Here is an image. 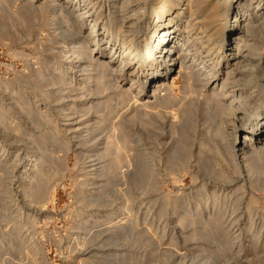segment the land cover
<instances>
[{"label":"rangeland","instance_id":"1","mask_svg":"<svg viewBox=\"0 0 264 264\" xmlns=\"http://www.w3.org/2000/svg\"><path fill=\"white\" fill-rule=\"evenodd\" d=\"M152 2L157 3V1L149 0L146 5L149 20H156V14L152 13L154 12ZM110 4L113 6L114 0ZM107 5L105 1L104 4L96 2V6L102 7L101 10L105 11L103 20L116 26L118 20L113 17L114 13L107 15L109 6ZM50 8H52L50 0H2L0 3V264H85L87 251H84L78 242V244L75 243L74 238L78 237L81 241L86 225L93 220L106 225V223L118 221L120 217L130 219L134 225L133 230L125 229L121 235H109L111 238L104 234L95 240L96 244L104 241L105 250L109 249L113 252L114 248L115 253L123 254L125 261L119 258L113 264H176L177 261L171 253L178 251L188 254L191 251L192 256L189 254V257H194L203 263L211 256L219 255L225 258L224 260L226 258L231 260L236 259L240 253L252 252L256 249L255 243L257 241L262 243L264 240V170L262 168L264 160L260 159L257 162L258 166H262L260 171L254 168L252 172H249V165L235 166L226 150L215 149L212 133L216 126L221 124V114H217L215 102L206 99L203 87V89L197 88L192 80L185 83L183 78L177 75L178 68L175 71L177 77L173 90L176 101L173 108H170L172 110H163L157 113L159 116L156 114L152 115L153 117L144 112L128 111L126 113L128 120L123 124H127L125 130H132L136 134L132 135L130 147H126L123 151L125 159L120 167L123 171L120 170L121 172L118 171L119 173L114 175L105 168V171L100 169L97 173L90 172V169L94 168L92 164L101 162L100 159L93 162V159H97L96 152L93 150L98 136L106 132L101 131V133L98 130L95 135H88V138H83L84 136L76 138L71 130L63 133L55 132L62 120L61 117L56 116L57 124L55 125L47 121L54 112L51 110L52 105L49 104L46 94L51 88L55 90L59 87L60 80L70 74L64 82V87H68L66 90L71 94L70 98L76 99L78 95L74 94L78 93L76 84L83 78L80 75L83 73L75 71L76 68L74 72L67 73V63L63 60L68 59L69 56L72 66H78L77 54L70 51L65 57L62 56L60 51L62 46L68 44L71 39L68 38V40L64 34L61 36L59 21L53 18ZM97 9H94L93 15ZM154 40L155 38L152 39ZM256 41L264 47V41H261L260 37H257ZM92 46L94 45L91 42L88 48ZM128 83L130 84L129 79H126L122 88L128 87ZM115 87L117 86L112 85L108 89L110 91H104L105 94L102 95L105 97L101 98L109 104L104 106L106 109L101 106L105 112L103 113L100 109L99 114L108 113L106 115H110V119L118 111L123 112L128 103L127 100L120 103L123 97L122 99L119 97L120 90ZM87 94V99L92 97L90 91ZM90 102L88 100L81 106V103L75 100L72 104L77 108L80 107L81 112V109L90 106ZM117 104L120 110L115 109ZM122 105H125L124 109ZM110 108L114 112L111 111L109 114ZM165 111L167 114L164 113ZM38 112H41L43 116ZM138 119H142L141 122ZM143 124H148L149 128L142 126ZM122 126L120 129H123ZM52 136L57 137L55 143L51 140ZM48 141L52 144L47 143ZM146 142H152L150 146L155 147V152L149 153L146 150ZM184 144L187 145L184 146ZM173 147L181 149L180 154L183 158H187V163L181 169L170 171L167 170L166 165L168 152ZM54 149L56 151L53 153ZM41 151L48 156L46 157ZM220 152L223 155H220ZM51 154L58 156H52L51 160L49 158ZM36 155L41 160H38V170L32 175L42 172L47 177V179L44 177L45 183H43L41 197L26 193L24 190L28 181L25 179L22 165L28 162L27 158L33 159ZM159 155L163 159H160ZM146 162L154 164V169L157 170V175L153 179L149 176L145 177L146 172L145 176L142 173ZM101 164L99 163L98 166ZM211 170H222L225 176L217 177ZM100 181L102 183H99ZM125 201L130 203V212L122 209L127 204ZM127 213L131 218L127 216ZM132 214H135L134 217ZM212 217L218 220H213ZM180 218H184L183 222H180ZM102 220L106 222L103 223ZM215 221L216 223H213ZM130 231L131 234L128 233ZM260 233L262 235L258 240ZM138 237L141 240H137ZM107 241L110 242L109 245ZM115 242L118 243L117 246H113L117 244ZM96 246L93 245L91 249ZM149 248H152L151 251ZM257 249L260 250V247ZM249 259L251 264H264L257 261L253 253ZM220 262L222 263L221 260Z\"/></svg>","mask_w":264,"mask_h":264},{"label":"bare ground","instance_id":"2","mask_svg":"<svg viewBox=\"0 0 264 264\" xmlns=\"http://www.w3.org/2000/svg\"><path fill=\"white\" fill-rule=\"evenodd\" d=\"M0 1L2 2V0ZM104 1L109 5L113 0H50L52 5V8H50L52 10L50 11L53 18L59 21V25H57L61 29V36L64 34L67 36V39H71L70 42L68 41V44L62 46L60 50L62 51L61 54L65 57L68 52L73 51V54L76 53V57L78 58L77 63H79V65H75L76 67L72 66L73 63H71L69 60V58L71 57L68 56V59L63 60L65 63H67V73L71 71L74 72V69L76 68L77 70L75 71L83 73L80 74L83 78L79 79L78 83L76 84V89L78 90V93H74L78 94L77 96L75 95L76 99L70 98L71 94H69V91L66 90L68 89V87H64V82L68 77H70V74L69 76L66 75L63 79L60 80L61 84H58L59 87H56L55 90H52L51 88L49 93L46 95L49 98V104L52 105L51 110L54 113H52L51 118H49V120L47 121L50 122H48L49 124H52L53 122L55 125L57 124L55 123L56 116H59V118L61 117L60 119L62 121H60V127L62 126L64 128H60L58 126L56 128L55 126V132L63 133L64 131L71 130L72 133L76 135V138H81V136H84L83 138H88L90 135L92 136V134L95 135L98 130H100V132H106L105 134L98 136L96 141L98 146L96 144L93 150L96 152L95 155L97 156V159L95 160L92 158L93 162H97V160L100 159L101 162L99 163L102 164L99 166V163L92 164L94 168L92 167V169H90V172L96 171L97 173V171H99L100 169H103L102 171H105V168L109 173H112L114 175V173H119L118 171L120 170L123 171L120 168L121 163L125 159V157L123 156V151L126 149V147H130V143L133 140L131 139L132 135L136 134L132 132V130H125L127 129V124H123H125V121L128 120V116L126 115V113L128 111H134L138 113L144 112V114L148 113L152 116L163 110L173 108L172 106H174V103L176 101V96L174 95L173 90L174 86L176 85L177 75L183 78L185 83L188 80H192L197 88L203 87L204 89H202L205 90L206 99H208V101L211 100L212 102H215L213 103L216 104V112L217 114H221V124H218L219 126H216L213 133L211 131L215 140V144H213L215 149L226 150L229 154V157L231 158V161L234 163L233 165L235 166L247 164L250 166L249 172H252L254 168L260 171L262 166H258L257 162L260 159L264 160V47L256 41V38L260 37V40L264 41V0H153L157 1V3L152 2V8H154V12L152 13L156 14V20H149L150 16L148 14L146 6L149 0H114L113 6L111 4V6L107 5L108 11H106V13H108L107 15L114 13L113 17L118 20V23L116 22V26L111 23L108 24V22L103 20L105 11L103 9L101 10L102 7L99 8L96 6V2H103L104 4ZM96 7L99 9H97ZM93 8L97 9L94 12L95 15L92 14L94 11ZM230 15H232V17H230ZM85 24H88V26H85ZM153 38H155L154 41H152ZM91 42L94 46H92V48H88L89 43ZM89 49L91 52L89 51ZM85 58H87V60H84ZM84 63L87 64L84 65ZM177 68V75H175V71L177 70ZM126 79H129L130 84L128 83V87L125 86V88H122V85L126 82ZM112 85L117 86L120 90L119 97H121V99L123 97V99L120 100V103H122V101L125 102L126 100V102L128 103L126 105V109L123 112L120 111L122 113L118 111L119 113L117 112V114L115 116H112L113 118L111 117L110 119V115H106L108 113L103 114L105 112L103 111V108H105L104 106L108 102L106 103V101L102 100L101 98L105 97L102 94H105L104 91L110 89ZM89 91L90 94H92V97H89L87 99L86 96L88 95L87 93ZM111 93L109 94L111 95ZM116 96L117 95L115 93V97ZM67 97L68 99H66ZM75 100L76 102H80L81 106L86 104L88 100L91 101V104L90 106L81 109L80 112V107L77 108V106H74L72 104V102H75ZM109 101L112 100L109 99ZM111 105L108 106L111 107ZM101 106H103V108H101ZM118 106L119 105L117 104L115 109L118 108V110H120ZM122 106V109H124L125 105ZM91 109H94L95 111L93 112ZM100 109L101 111H103L102 114H99ZM215 109L216 108H214V110ZM111 111L114 112L110 108L109 114ZM38 113L41 114V112ZM92 113L96 114L93 115ZM164 113L167 114L166 111ZM125 115L127 117H125ZM46 117L48 116L46 115ZM148 124H143L142 126H147V128H149ZM121 126L123 127V129H120ZM153 127H155V125ZM71 134L70 136H72ZM52 137L51 140L53 142L56 141L57 137ZM47 143H49V141ZM157 143H159V141ZM49 144H52V142ZM136 144H138V142ZM150 145H152V142L147 143L146 150L149 153L155 152V147ZM186 145L184 144V146ZM175 147H173V149L169 150L168 152L169 157H167L166 167L167 170L170 171L181 169V167L183 168L187 163V158H183L180 154L181 149H175ZM200 150H202V148ZM55 151L56 150L54 149L53 153ZM186 151L188 150L186 149ZM42 154H45V152L43 151ZM46 155L48 156L47 153L45 154V156ZM55 155L51 154L49 155V158L52 160V156ZM185 155L186 154H184V156ZM220 155L223 154H221L220 152ZM158 157L160 159H163L160 155ZM27 159L28 162L22 165V169L25 173V179L26 181H28V185L24 186V190H26V193H32V195L35 194L41 197L43 193V183H45V173L38 172V174L32 175L38 170V160L40 161L41 159H39V156L37 155L34 156L33 159L32 157L31 159ZM87 163L89 165V162ZM144 164L145 165L142 172L143 175L145 176L146 172L147 176L145 177L149 176L153 179L155 175H157V170L154 169V164L152 165L148 162ZM262 168L264 170V165ZM212 173L213 175H216L220 178H223L225 176L222 170H215L212 171ZM45 178L47 179V177ZM99 183L102 182L100 181ZM35 187L38 188L35 189ZM130 195H132V193ZM97 200L98 199H96V201ZM103 200L105 201L106 199L104 198ZM126 203L127 204L122 209L128 211L130 209V203ZM127 216L130 217L128 213ZM99 217H101V215H99ZM182 219L181 221H179L183 222ZM213 220L217 221L218 219L213 218ZM102 221L103 223L106 222L104 220ZM216 221L213 223H216ZM251 221L253 220L251 219ZM114 222H109L110 224L106 223V225H104L99 224L101 222L98 223L93 220L91 223L86 225V231L83 233L84 235L83 237H81V241L78 237L74 238V242H78L79 245H81V248L84 251H87V253H85V264H113L115 260L119 258V260H121V258L123 259V254L120 252L119 255L117 254V251V253H115L114 248L113 252H110L111 250H109L108 248V250H105L106 246L104 247L103 245L104 241H101L102 244L100 243V241L97 244L95 243V240H97L98 237L100 238L104 234H107L108 236L112 234L121 235L122 233H124L125 229L133 230L134 228V225L132 224V222H130V219L126 217H120L118 221L116 220V222ZM188 222L190 223V221ZM193 222L196 223L197 221L193 220ZM199 224L200 223H198V225ZM152 225L153 224H151V226ZM92 229L93 233H91ZM216 229H218V227ZM128 233L131 234L132 232L130 231ZM196 235L197 234L195 233V236ZM261 235L262 233L259 234L258 240H260ZM109 237L111 238V236ZM123 239L125 240V238ZM138 239L141 240L139 237L137 238V240ZM187 240H189V238H187ZM182 241L184 242V240ZM109 244L110 242H108V245ZM93 245H97L98 247L96 246V248L91 249ZM114 245L117 246L118 243L113 244V246ZM255 247L256 249L257 247H260V250L257 249V252L256 249H253L252 252H244L242 254L239 252L240 255L237 254L238 257L231 260H227V258L226 260H224L225 258L223 259L218 255L211 256V258H208V260L202 263L194 257H189L191 251L189 252V254L183 253L181 251L173 252L171 253V256L176 259L178 264H251V259H249V257L253 253L256 259H258L257 261H261V263H264V240L262 243L257 241L255 243ZM151 249L149 248L150 251ZM218 252L219 251H217V253ZM121 254L122 257H120ZM232 258H234V256ZM220 260L222 261V263L220 262Z\"/></svg>","mask_w":264,"mask_h":264}]
</instances>
